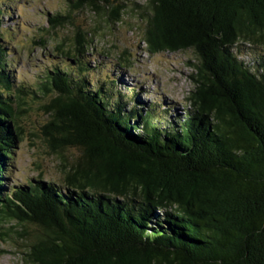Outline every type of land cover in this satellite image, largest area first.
<instances>
[{"label": "trees", "instance_id": "obj_1", "mask_svg": "<svg viewBox=\"0 0 264 264\" xmlns=\"http://www.w3.org/2000/svg\"><path fill=\"white\" fill-rule=\"evenodd\" d=\"M147 8V52L195 56L184 113L148 105L136 90L130 103L120 69L107 72L108 83L90 80L106 69L83 58L87 32L77 35L79 62L62 51L65 62L34 88L17 83L0 38V221L34 228L24 264H264V0H149ZM121 11L112 8L114 23ZM71 20L57 13L50 23ZM3 24L1 37L17 35ZM30 99H49L51 151L61 160L67 148L80 151L63 186L7 187Z\"/></svg>", "mask_w": 264, "mask_h": 264}, {"label": "rangeland", "instance_id": "obj_2", "mask_svg": "<svg viewBox=\"0 0 264 264\" xmlns=\"http://www.w3.org/2000/svg\"><path fill=\"white\" fill-rule=\"evenodd\" d=\"M111 9L96 11L90 6L81 10L73 8L70 0H6L0 7L8 11L1 21L4 27L16 32L10 40L0 38L11 52L9 67L15 73L19 85L25 83L34 88L54 63L61 64L62 51H72L70 57L79 62L75 55L78 32L89 33V47L85 48L84 59L92 66L103 63L105 69L88 73V78L97 83H108L107 72L122 74L117 85L134 102L132 90H136L140 101L154 105L158 100L165 106L184 113L189 109L188 97L194 89L190 79L193 72L192 53H162L150 55L144 43V29L149 0H112ZM122 8L121 22L111 20L112 8ZM70 15V24L52 28L50 20L54 14ZM87 49V50H86ZM120 58H123L120 60ZM123 60H126L124 63ZM102 65V66H103ZM118 76V75H117ZM48 100H29L27 113L22 117V140L14 149L11 161L8 188H21L27 180L64 184L66 173L80 156V151L67 148L66 160H61L51 151L44 135V127L51 121L43 105ZM24 230L16 221H0V264H24V252L28 242L26 236L33 234L31 226ZM29 233V234H28ZM23 234V235H20Z\"/></svg>", "mask_w": 264, "mask_h": 264}, {"label": "water", "instance_id": "obj_3", "mask_svg": "<svg viewBox=\"0 0 264 264\" xmlns=\"http://www.w3.org/2000/svg\"><path fill=\"white\" fill-rule=\"evenodd\" d=\"M112 145H116V143H115V141H113V140H111V142H110ZM117 146V145H116ZM117 149V148H116Z\"/></svg>", "mask_w": 264, "mask_h": 264}]
</instances>
